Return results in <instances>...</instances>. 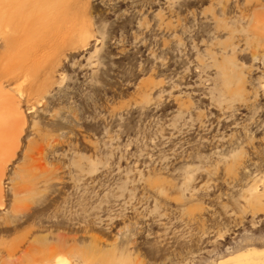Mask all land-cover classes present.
Here are the masks:
<instances>
[{"label":"rangeland","instance_id":"rangeland-1","mask_svg":"<svg viewBox=\"0 0 264 264\" xmlns=\"http://www.w3.org/2000/svg\"><path fill=\"white\" fill-rule=\"evenodd\" d=\"M29 1L22 22L39 30L0 34L24 117L0 264L264 250V0H61L50 23L51 1Z\"/></svg>","mask_w":264,"mask_h":264},{"label":"bare ground","instance_id":"bare-ground-1","mask_svg":"<svg viewBox=\"0 0 264 264\" xmlns=\"http://www.w3.org/2000/svg\"><path fill=\"white\" fill-rule=\"evenodd\" d=\"M28 1L29 0H0V3L6 2L12 7L8 11H2L0 9V34L2 35L3 42L8 46H11L10 39L13 37L11 34L19 31L31 32L35 34L39 30L38 27H25L28 22H25L26 24H23L25 20L22 22L23 15L20 6L23 4H29ZM50 1L51 2L48 7L44 10V16L48 18L47 23L51 22V17L57 14V11L59 12V5L63 2H61V0ZM48 26L49 25L47 24V26L40 29L44 30L49 28ZM9 74L10 73H7L6 76ZM2 78H4V76H0V207L2 205L1 180L4 176L5 166L14 156L15 150L18 148L20 135L24 126V117L19 107V102L14 96L4 89ZM253 254L256 255V259L249 260L248 255H239L230 258L229 261H232L231 264H264V259L259 258L261 255H264V252L257 253L253 251ZM84 258L85 260H90L93 257L91 255H84ZM44 259V256L34 257L29 264H72L63 256L55 257V260L52 263H43ZM218 264L222 263L219 262Z\"/></svg>","mask_w":264,"mask_h":264},{"label":"crops","instance_id":"crops-1","mask_svg":"<svg viewBox=\"0 0 264 264\" xmlns=\"http://www.w3.org/2000/svg\"><path fill=\"white\" fill-rule=\"evenodd\" d=\"M253 251H255L257 253L264 252V250H256V249L251 248V249H247L244 251L237 252L234 255L227 256L224 259L219 260L216 264H218L219 262H221L222 264H231L232 261L230 262L229 259L236 257V256H239V255H248L249 260L256 259L257 257H256V255L253 254ZM259 258L264 259V255H261V257H259Z\"/></svg>","mask_w":264,"mask_h":264}]
</instances>
